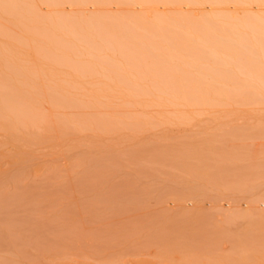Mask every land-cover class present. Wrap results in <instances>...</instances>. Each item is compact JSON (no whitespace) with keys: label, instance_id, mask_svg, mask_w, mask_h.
I'll list each match as a JSON object with an SVG mask.
<instances>
[{"label":"rangeland","instance_id":"obj_1","mask_svg":"<svg viewBox=\"0 0 264 264\" xmlns=\"http://www.w3.org/2000/svg\"><path fill=\"white\" fill-rule=\"evenodd\" d=\"M192 1L21 0V21L1 13L0 51L20 57L22 43L26 62L0 59V88L11 70L34 94L11 96L25 124L0 125V264H264V0ZM237 47L255 53L231 59ZM216 61L227 75L208 73ZM246 80L259 85L224 102L180 91L158 105L148 91L153 103L121 104L128 83Z\"/></svg>","mask_w":264,"mask_h":264},{"label":"bare ground","instance_id":"obj_2","mask_svg":"<svg viewBox=\"0 0 264 264\" xmlns=\"http://www.w3.org/2000/svg\"><path fill=\"white\" fill-rule=\"evenodd\" d=\"M14 0H11V2H9V1H4V0H0V16H1V13H5L6 11L10 14L9 16H11L12 18L13 17H15L14 19H16V20H19V21H21V16L19 15V17H16V16H14V15H16V14H22V5L20 6V2H21V0H15L14 1V3L12 4V2H13ZM126 1H128V0H126ZM192 1V0H191ZM200 1V0H199ZM223 1V0H222ZM193 2V1H192ZM220 2H221V0H220ZM199 3V2H198ZM214 3V2H213ZM218 3H219V1H218ZM21 4H22V2H21ZM216 4H217V1H216ZM220 4V3H219ZM13 16H12V15ZM213 17V16H212ZM212 17L211 16H209V19H212ZM254 17V16H253ZM252 16L251 17H249V20L250 21H253V20H255V18H256V20L257 21H259V16L257 15V16H255V18H253ZM1 19H0V26L2 25V22H3V20H2V16L0 17ZM206 18H208V17H206ZM253 19V20H252ZM247 20V19H246ZM249 20H247L248 21V23L250 22ZM256 20L254 21L255 22V26L257 27H260V25H258L257 23L258 22H256ZM254 22L253 23H251V24H248V23H246L248 26H253V24H254ZM211 25H213V24H211ZM246 25V26H247ZM209 27L210 28H212V26H210L209 25ZM255 27V28H256ZM257 27V28H258ZM213 28H214V26H213ZM257 28L256 29H254V30H252L251 29V33L252 34H255L253 37H251L252 36V34H250L249 33V30L250 29H248V32H247V30L246 31H244L243 30V33L244 32H246V33H244L245 35H243V33H241L242 34V36L244 37H241V35H240V38H243V41H245L244 39L246 38L247 40H249L250 39V37L252 38V41L250 40L249 42H251L250 44H252L253 43V41H254V39L253 38H255V41L254 42H257V39H260V35L262 34V36H264V33H261V32H264V31H261V32H259V31H256L257 30ZM257 32V33H255V32ZM227 32V31H226ZM254 32V33H253ZM259 32V33H258ZM225 33V32H224ZM228 33V32H227ZM227 33H225V36H226V34ZM247 33H248V36L250 35V37H246V35H247ZM261 33V34H260ZM216 34H218L217 36H220L219 34H220V32L219 33H216ZM216 34L215 35H213V36H216ZM229 34V33H228ZM227 34V36L229 37L230 35H228ZM256 34H258V35H256ZM224 35V34H223ZM210 37H213V36H211V35H209ZM256 36H257V38H256ZM259 36V37H258ZM230 38V37H229ZM242 40V39H241ZM212 41V40H211ZM210 41V42H211ZM229 41H231L232 42V40H229ZM228 40H227V42H229ZM203 42V41H202ZM202 42H198V46L200 45V48L202 49V54H203V56L205 57V56H208L210 59L211 58H213L214 59V56L213 57H211L212 55H211V53L209 54V53H207V55H204V54H206V53H204V51H206V49L208 48H206V46H208V44L213 48V44H211L210 42L207 44L206 42H208V41H206L204 44H202ZM225 42V41H224ZM264 42V41H263ZM169 42L167 41V43H165V44H168ZM212 43H215L214 42V40L212 41ZM226 43V42H225ZM244 43H246V45H247V42H244ZM59 44H61V43H59ZM76 44V43H75ZM74 44V45H75ZM227 45H225L226 47H227V49L228 50H230L229 48H234V46L232 47V46H229V43H226ZM230 44H234V42L233 43H230ZM239 44H241V43H239ZM249 44V45H250ZM254 45L256 44V43H253ZM258 44H260V46L261 45H263V44H261V43H259L258 42ZM62 45V44H61ZM169 45V44H168ZM173 45V44H172ZM203 45V46H202ZM204 45H206L205 46V48H202V47H204ZM217 45V44H216ZM215 44H214V46H216ZM63 46V45H62ZM75 46H79V45H75ZM209 46V50L208 51H206V52H215L216 51V49L214 48L213 50H211L212 48ZM256 46H257V48H258V45L256 44ZM256 46H254V48H253V50L254 49H256V50H258L257 52H258V54L260 53L259 51L261 50V53H262V51L264 50V49H257L256 48ZM259 46V47H260ZM262 47V46H261ZM18 48H19V51H20V57H18V56H15V54L14 53H10L8 50H6V49H2V51H0V54H1V57H0V59H1V62H2V65H4V67H7V68H9V69H11V68H13V69H15V68H19V69H21V71L22 70H24L25 69V62H26V59H25V53H24V49H25V47H24V45L21 43V44H19L18 45ZM63 48H64V46H63ZM166 48H169V47H166ZM252 48H250V50H252ZM264 48V47H263ZM172 50V48L170 47L169 49H166V50H168V52H170L171 50ZM205 49V50H204ZM237 49V50H236ZM235 50H236V52H234V51H232V52H229V53H231L232 55H231V59L232 58H234L235 59V57H239V55H244V54H247V53H251V52H253V50L252 51H250L249 49V51L248 52H246L245 50H243V49H240L239 50V47H237ZM173 50H175V49H173ZM172 50V51H173ZM211 50V51H210ZM227 50V51H228ZM241 50H243L242 51V54L240 53V51ZM246 53H245V52ZM255 51V50H254ZM244 52V53H243ZM256 52V51H255ZM255 52H253V53H255ZM171 53V52H170ZM170 53H168V54H170ZM233 53H236V54H233ZM240 53V54H239ZM260 53V54H261ZM173 54H174V51H173ZM173 54H170V55H173ZM238 54V55H237ZM209 55H211V56H209ZM229 55V54H228ZM236 55V56H235ZM233 56V57H232ZM262 56H264V51H263V53H262ZM261 56V57H262ZM167 57V56H166ZM227 57V56H226ZM226 57H223V58H225L224 60H227V58ZM219 58H221V59H219ZM223 58L222 57H217V59H219L220 61L221 60H223ZM230 58L228 59V60H230ZM264 58V57H263ZM262 60V59H261ZM225 62L227 63V61H224L223 63L225 64ZM264 62V61H263ZM215 63V62H214ZM223 63H221V65L223 64ZM216 64H218L219 65V61H216V63L215 64H213V65H216ZM263 64V63H262ZM211 66V67H208V68H206V67H203L205 70H209V72L208 73H211V76H213L214 75V72H218V71H220V72H218L216 75H219V73L220 74H225V75H227L226 73H227V71L226 70H229V66L230 65H228V64H226L225 65V67L223 66L222 68H221V66L220 67H218V66ZM228 65V67L229 68H227L226 66ZM264 65V64H263ZM259 66V65H258ZM212 67H213V69H212ZM218 67V68H217ZM259 67H261V65L259 66ZM258 67V68H259ZM214 68H216V70H214ZM217 69H218V71H217ZM223 69V70H222ZM205 70H203V69H201L200 71L202 72V73H204V72H206ZM213 72H212V71ZM221 70L222 71H225L226 73H224V72H221ZM199 71V72H200ZM199 73V75H202V73ZM198 73V72H197ZM251 73H253V72H251ZM164 74V73H163ZM207 73H204V75H206ZM250 74V73H249ZM253 74H255V72L253 73ZM253 74H252V76H253ZM209 75V74H208ZM256 75H258V73L256 74ZM256 75H254L253 77H252V79L254 78V77H256ZM6 76L11 80V81H9V82H7L6 84H4V85H2L1 87L2 88H0V106H1V108H2V112H0V125H2V127H5V129H7V130H10V129H12V128H15V127H18L19 125H21V124H25L26 122H25V120H24V118L26 117V116H28L29 114H32V112H29V111H25L24 109H23V106L22 105H18L17 103H13L12 102V100H11V96H13L15 93H21L24 97H26V96H28V95H31V96H33V94H34V91H33V89L31 88V87H29V83H25V82H22V81H12V80H14L15 79V77L17 78V77H21V76H23V73L21 72V73H14L13 71H11V70H8L7 71V73H6ZM215 76V75H214ZM248 76V75H247ZM251 76V75H250ZM250 76H248V77H250ZM259 76V75H258ZM258 76H257V78H258ZM251 78V77H250ZM255 79V78H254ZM258 80V79H257ZM257 80H255V81H257ZM247 81V80H246ZM246 81H244L245 83H246ZM253 80H251V81H247V83L245 84V83H242V84H231V83H225L226 81H222V82H218V83H214L213 81V83H211V81H210V83L209 82H183L182 84H179V83H169V82H167V83H163V81H162V83L160 82H158V84L157 83H155V84H151L149 87H146V85L144 86V84H140V83H138V82H134V83H128V84H126V85H124L125 87H124V90H123V92H125L127 95H128V97H129V99H128V102H121V104L123 105V104H131V105H134V103H136V102H140L138 99H140L141 98V100L143 101V96H148V91H151L152 92V94H153V92H154V94H153V96L155 97V99L153 100L154 101V103L156 102V104L158 103V105H164V104H160L161 103V101L163 100L164 102L166 101V102H168L169 101V103H170V101H171V103L172 102H177L176 100H179L178 101V103L180 102V100L182 101V99L181 98H179L178 96L180 95L179 94V92L180 91H183V92H187V93H189L190 94V96H189V99H185L184 101H188V103L190 102H194V103H196V101H197V103L199 102V101H201V102H204V101H215V102H220L221 100L224 102V99H226L225 101H227L228 100V98H230L231 99V95L233 96V93H232V89H234V88H240L241 90H245V91H247V88L249 87V88H252V86H255L256 84L257 85H259V83L260 84H262L264 81H259V83L257 82H254V83H256V84H254L253 82H252ZM248 82H250V83H248ZM18 83H20L19 85H21V86H19L20 88L19 89H17L16 88V85L15 84H17L18 85ZM124 84V83H123ZM256 85V86H257ZM264 85V84H263ZM263 85H262V87L260 86H257L258 88H261L260 90H262V88H264L263 87ZM256 86H255V88H256ZM254 88V87H253ZM257 88V89H258ZM255 90V89H254ZM259 89H258V91H260ZM257 91V92H258ZM155 92H156V96H155ZM255 92H256V90H255ZM263 93H264V91H262ZM162 93V94H161ZM164 93V94H163ZM247 93H248V91H247ZM151 93L149 94V97L148 98H145V99H147V102H148V100H152L153 98H152V96H151V98H150V95H152ZM255 94V93H254ZM258 94H262V93H260V92H258ZM166 96V98H164V96ZM259 96V95H258ZM262 96L263 95H261V96H259L260 98H258L259 99V101H262V99L264 100V98H262ZM251 97V96H250ZM250 97L248 98V100H251V101H253L254 99L253 98H251L250 99ZM264 97V96H263ZM256 98V100H254L255 102L256 101H258V99ZM168 100V101H167ZM141 101V102H142ZM145 101V103H146V100H144ZM144 101H143V103H144ZM159 101H160V103H159ZM221 101V102H222ZM258 101V102H259ZM93 102H95V101H93ZM140 102V103H141ZM150 103H153L152 101L150 102ZM170 103V104H171ZM166 105H167V103H165ZM173 104V103H172ZM177 104V103H176ZM136 105V104H135ZM152 105V104H151ZM154 105V104H153ZM84 130H86L87 132H91L92 131V129L94 130V127H92L91 125H86V126H84V128H83ZM93 132V131H92ZM89 145H87L86 147L88 148V150H90L89 148L90 147H93V146H89ZM84 146H75V147H73L72 149H73V151L74 152H77L79 149H80V151H79V155H80V152H81V148H83ZM86 148V149H87ZM99 149V147L97 146L96 147V149ZM84 149H85V147H84ZM85 149V150H86ZM91 149H93V148H91ZM85 150H83V151H85ZM99 151V150H98ZM97 151V152H98ZM85 152H87V150L85 151ZM85 152H81V153H83V154H85L86 155V153ZM92 152H94L93 150H92ZM91 151H88V153H90V155H87V156H90L91 157V153H92ZM97 152H95V153H97ZM83 154H81V155H83ZM99 154V153H98ZM85 155H83L84 156V158H85V162L88 160H90L91 158H89V157H87V156H85ZM96 155V154H95ZM89 162H91L92 163V161L90 160ZM88 162V163H89ZM86 163L87 165H89V166H86V165H84V167H85V171H86V169H87V167H89V168H92L93 166H96L94 163H92V165L89 163ZM94 164V165H93ZM91 166V167H90ZM88 168V169H89ZM95 169L97 168V166L96 167H94ZM94 168H92V169H94ZM87 169V170H88ZM92 169H89L88 171H92ZM87 172V171H86ZM85 176V175H84ZM7 206V205H6ZM10 206V205H9ZM8 206V207H9ZM4 207H5V205H4ZM2 208H3V206H2ZM2 210H5V211H7L6 209H2ZM5 215H6V213H5ZM8 215V214H7ZM9 216H11L10 214H9ZM15 220V219H14ZM203 259V258H202ZM201 259V260H202ZM212 259V258H211ZM213 260V259H212ZM221 260V259H220ZM219 260V261H220ZM190 260H188V264L190 263V264H192V263H194V262H197V260L196 261H194V262H189ZM204 261V260H203ZM209 261V260H208ZM214 261V260H213ZM224 261V260H223ZM228 261V260H227ZM227 261H225L226 263H227ZM230 261V260H229ZM245 261V260H244ZM186 262H185V264H186ZM206 262V261H205ZM241 263H243L242 261H240ZM184 263V262H183ZM182 263V264H183ZM210 263H211V261H210ZM230 263V262H229ZM232 263V262H231ZM240 263V264H241ZM245 263V262H244ZM196 264V263H195ZM233 264V263H232Z\"/></svg>","mask_w":264,"mask_h":264}]
</instances>
